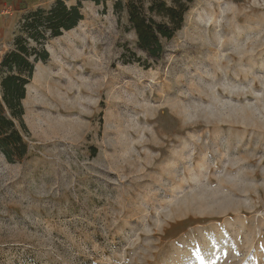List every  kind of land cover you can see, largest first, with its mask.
<instances>
[{"label":"rangeland","instance_id":"rangeland-1","mask_svg":"<svg viewBox=\"0 0 264 264\" xmlns=\"http://www.w3.org/2000/svg\"><path fill=\"white\" fill-rule=\"evenodd\" d=\"M56 1L0 13V64ZM63 1L84 19L35 63L29 156L0 152V264H264V0H195L149 69L126 0Z\"/></svg>","mask_w":264,"mask_h":264},{"label":"trees","instance_id":"trees-1","mask_svg":"<svg viewBox=\"0 0 264 264\" xmlns=\"http://www.w3.org/2000/svg\"><path fill=\"white\" fill-rule=\"evenodd\" d=\"M96 5L107 0H92ZM195 0H126L117 1V14L127 10L129 30L137 37L136 48L145 55V61L132 52L125 63H138L146 69L161 61L166 53L164 42L171 41L182 30L187 13ZM82 2L68 6L57 0L49 10L29 14L22 32L26 40L41 43L40 55L32 51L30 43L18 38L17 48L8 53L0 64V152L9 163H19L28 158L30 147L26 141L29 133L24 121L27 86L34 75L35 63L49 58L44 45L50 39L61 37L75 29L84 19ZM35 55L34 62L31 58ZM149 61L152 64H149Z\"/></svg>","mask_w":264,"mask_h":264},{"label":"crops","instance_id":"crops-1","mask_svg":"<svg viewBox=\"0 0 264 264\" xmlns=\"http://www.w3.org/2000/svg\"><path fill=\"white\" fill-rule=\"evenodd\" d=\"M18 1L19 0H0V13L4 12L8 7Z\"/></svg>","mask_w":264,"mask_h":264},{"label":"bare ground","instance_id":"bare-ground-1","mask_svg":"<svg viewBox=\"0 0 264 264\" xmlns=\"http://www.w3.org/2000/svg\"><path fill=\"white\" fill-rule=\"evenodd\" d=\"M45 91V90H44Z\"/></svg>","mask_w":264,"mask_h":264}]
</instances>
